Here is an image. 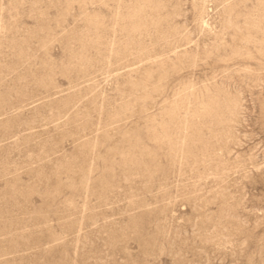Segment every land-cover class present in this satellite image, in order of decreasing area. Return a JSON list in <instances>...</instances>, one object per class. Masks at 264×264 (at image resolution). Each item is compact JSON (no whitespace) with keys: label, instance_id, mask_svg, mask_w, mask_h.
<instances>
[{"label":"rangeland","instance_id":"obj_1","mask_svg":"<svg viewBox=\"0 0 264 264\" xmlns=\"http://www.w3.org/2000/svg\"><path fill=\"white\" fill-rule=\"evenodd\" d=\"M0 264H264V0H0Z\"/></svg>","mask_w":264,"mask_h":264}]
</instances>
